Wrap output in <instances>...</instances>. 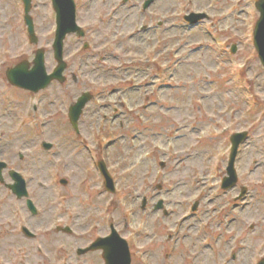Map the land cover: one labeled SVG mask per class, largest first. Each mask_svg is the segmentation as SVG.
Returning a JSON list of instances; mask_svg holds the SVG:
<instances>
[{"label":"rangeland","instance_id":"1","mask_svg":"<svg viewBox=\"0 0 264 264\" xmlns=\"http://www.w3.org/2000/svg\"><path fill=\"white\" fill-rule=\"evenodd\" d=\"M144 1L76 0L85 37L66 38L67 82L33 96L5 88L4 71L33 63L39 48L48 71L56 67L52 2L32 0L39 38L32 45L22 1L0 0V158L20 170L39 209L33 217L26 200L0 183V264H104L101 252L77 263L74 254L109 235L111 224L127 240L131 264H258L264 258V67L252 43L258 0H157L154 10L176 24L174 36L140 30ZM111 9L117 10L113 17ZM193 9L210 18L190 30L182 18ZM115 30L127 36L114 43ZM159 42L154 55L140 54ZM163 65L170 71L162 82L172 87L157 91L150 71ZM88 87L96 106L87 105L76 134L68 109ZM236 130L249 134L237 162L240 187L224 192ZM42 142L53 148L45 150ZM99 160L108 166L115 194L104 188ZM3 176L13 183L7 171ZM241 188L248 190L245 208L235 206ZM161 200L168 216L155 211ZM23 226L37 239L29 240Z\"/></svg>","mask_w":264,"mask_h":264},{"label":"water","instance_id":"2","mask_svg":"<svg viewBox=\"0 0 264 264\" xmlns=\"http://www.w3.org/2000/svg\"><path fill=\"white\" fill-rule=\"evenodd\" d=\"M25 4L26 10V22L29 27L31 42L36 43L37 38L34 34V24L32 18L29 16L30 8H31V0H23ZM53 7L56 12L57 18V32H56V39L54 42V52L55 58L59 63L57 69L53 72V74L48 75L47 71L44 66V51L38 50L36 54V58L34 60V68L30 70L29 64L27 62L21 63L14 69H10L7 72V76L9 81L22 89L30 90L33 92H38L39 90L48 86L53 80H60L62 79L61 75L64 71L66 65L63 62V46L64 40L68 34L78 33L83 35L82 31L76 24V8L73 0H53ZM257 9L259 10L261 16L258 20L255 31H254V44L259 53V57L264 65V0H261L257 3ZM202 16H196L188 20L190 22L195 23L198 19ZM90 100L89 94H84L81 98L78 99L77 103L71 106L70 108V119L72 125L77 130L78 120L83 112V108L86 103ZM246 134H239L233 137V155L231 156V161L229 165V174L232 176L230 181L226 182V188L233 187L235 185V172H234V160L237 154V148L239 144L246 139ZM47 149L50 148L49 145L45 146ZM5 167L4 164L0 163V180H2V172L1 170ZM100 169L106 178V186L107 189L114 192V185L113 181L110 178L106 168L103 164H100ZM11 177L16 182L15 185H10L9 188L12 189L13 193L18 196V198H22L27 196L26 191V183L22 179L20 175L17 173L12 172ZM28 206L30 210L35 214L36 209L29 201ZM27 235L31 236L30 232L25 230ZM112 239V244L106 245V242ZM109 239H101L98 240L90 249H103L104 250V257L106 259V264H130V255L128 251V246L125 241L121 240L119 235L113 231L112 237ZM87 250L80 251V253H85ZM112 253V256L109 253ZM264 264V261L261 263Z\"/></svg>","mask_w":264,"mask_h":264},{"label":"flooded vegetation","instance_id":"3","mask_svg":"<svg viewBox=\"0 0 264 264\" xmlns=\"http://www.w3.org/2000/svg\"><path fill=\"white\" fill-rule=\"evenodd\" d=\"M154 33H156V34H158L159 33V31L158 30H154L153 31ZM65 75V74H64ZM66 76V78H67V74L65 75ZM72 77H74L75 79H76V82H78V78L77 77H75V76H72ZM68 79V78H67ZM67 82V81H66ZM82 82V81H81ZM80 83V82H79ZM84 86V85H83Z\"/></svg>","mask_w":264,"mask_h":264}]
</instances>
